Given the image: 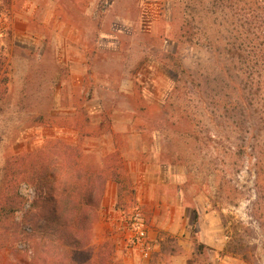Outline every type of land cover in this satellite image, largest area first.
<instances>
[{
    "label": "rangeland",
    "instance_id": "374dc122",
    "mask_svg": "<svg viewBox=\"0 0 264 264\" xmlns=\"http://www.w3.org/2000/svg\"><path fill=\"white\" fill-rule=\"evenodd\" d=\"M186 1L0 0V181L65 144L94 168L113 155L106 191L142 210L166 263L264 264V99L233 109L241 96L210 74L209 16L176 50ZM16 186L1 187L0 264L29 260Z\"/></svg>",
    "mask_w": 264,
    "mask_h": 264
},
{
    "label": "trees",
    "instance_id": "16d2710c",
    "mask_svg": "<svg viewBox=\"0 0 264 264\" xmlns=\"http://www.w3.org/2000/svg\"><path fill=\"white\" fill-rule=\"evenodd\" d=\"M182 11L179 30L172 31L176 50L181 43L198 44L192 38V29L196 28L195 34L201 39L204 27L199 26V21L209 16V25L206 24L213 35L209 32L206 37L210 38L209 51L215 58L210 74L226 80L229 93L241 96L240 104L237 102L233 109L247 112L250 103L264 99V0H187ZM197 15L199 20L192 24ZM59 151L49 162L44 160L43 166L30 161L28 169L22 171L25 176L21 181L12 176L0 181V194L5 186L6 197L11 195L12 185H17L15 210H24L29 203L24 212L28 226L21 231L26 235L24 249L29 254L24 263L121 264L110 241L99 246L91 243L107 182L115 179L120 183L119 158L110 155V162L94 168L83 163L82 151L76 144L62 145ZM12 164L2 168L14 172ZM22 182L34 185L38 192L30 202L20 192ZM118 197L121 198L119 190Z\"/></svg>",
    "mask_w": 264,
    "mask_h": 264
},
{
    "label": "crops",
    "instance_id": "0c3cea01",
    "mask_svg": "<svg viewBox=\"0 0 264 264\" xmlns=\"http://www.w3.org/2000/svg\"><path fill=\"white\" fill-rule=\"evenodd\" d=\"M110 190L106 191L104 195L102 206L100 209L99 218L95 223L94 240L97 246L106 241H110L114 246V254L121 264H189L188 256L186 263L183 261H176L166 263L163 259V251L161 249L160 232H155L151 229L150 234L153 239V251L149 259L141 258L137 251H127V247L122 238L125 235V230L122 228L121 213L122 210L118 208V184L116 182L109 183ZM157 233V234H156ZM121 244V246H119Z\"/></svg>",
    "mask_w": 264,
    "mask_h": 264
},
{
    "label": "built area",
    "instance_id": "2783aa9c",
    "mask_svg": "<svg viewBox=\"0 0 264 264\" xmlns=\"http://www.w3.org/2000/svg\"><path fill=\"white\" fill-rule=\"evenodd\" d=\"M121 220L122 228L125 230L122 238L127 251H137L141 258L149 259L153 251V239L150 234L152 228L142 210L134 208L128 213L122 211Z\"/></svg>",
    "mask_w": 264,
    "mask_h": 264
}]
</instances>
